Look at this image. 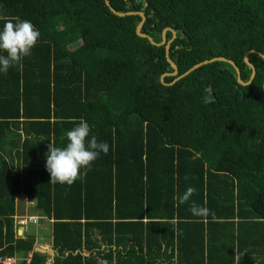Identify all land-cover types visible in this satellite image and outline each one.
<instances>
[{
    "label": "trees",
    "instance_id": "trees-1",
    "mask_svg": "<svg viewBox=\"0 0 264 264\" xmlns=\"http://www.w3.org/2000/svg\"><path fill=\"white\" fill-rule=\"evenodd\" d=\"M109 2L142 11L141 31L156 42L175 31L179 74L224 56L246 82L244 55L264 53V0ZM17 20L41 36L22 71L0 72L1 255L32 249L29 235L15 237V198L25 195L53 219L52 264H264L263 58L248 54L247 85L224 61L166 85L164 45L135 33L138 14L118 16L104 0H0V29ZM81 119L109 151L83 182L52 183L48 145L65 146ZM193 201L212 214L194 216Z\"/></svg>",
    "mask_w": 264,
    "mask_h": 264
},
{
    "label": "clouds",
    "instance_id": "clouds-1",
    "mask_svg": "<svg viewBox=\"0 0 264 264\" xmlns=\"http://www.w3.org/2000/svg\"><path fill=\"white\" fill-rule=\"evenodd\" d=\"M41 33L28 20L8 21L0 29V72L7 73L10 68L22 71L23 61L32 55ZM208 91V90H206ZM205 103L214 102L210 95L204 98ZM91 134L89 124L81 119L71 130L66 132L67 143L63 147L48 145L46 153V169L50 173V182L61 185H73L76 181L83 182L87 172L100 154H107L109 145L105 141H98ZM187 179V177H185ZM196 193L194 187H188L180 203H186ZM194 216L207 217L212 214L206 206L197 205L194 201L190 205ZM106 264V262H103Z\"/></svg>",
    "mask_w": 264,
    "mask_h": 264
},
{
    "label": "crops",
    "instance_id": "crops-1",
    "mask_svg": "<svg viewBox=\"0 0 264 264\" xmlns=\"http://www.w3.org/2000/svg\"><path fill=\"white\" fill-rule=\"evenodd\" d=\"M36 201L21 195L15 198V213L13 215L15 237L30 236L33 239L32 249L27 253V256L18 254H6L1 257H11L14 259L13 264H19L21 260L29 261L32 253L38 251L47 254L45 264H52L54 259V249L52 248V222L53 219L41 214L36 208ZM29 224V225H27ZM50 231V238L48 237ZM47 233V234H46ZM8 264V263H6ZM12 264V263H9Z\"/></svg>",
    "mask_w": 264,
    "mask_h": 264
},
{
    "label": "water",
    "instance_id": "water-1",
    "mask_svg": "<svg viewBox=\"0 0 264 264\" xmlns=\"http://www.w3.org/2000/svg\"><path fill=\"white\" fill-rule=\"evenodd\" d=\"M105 2V5L109 8V10L118 15V16H124V15H131V14H138L140 16V21L137 23L136 27H135V33L140 36V37H143V38H146L151 44H154L156 46H160V45H164V48H165V58H166V61L169 63V65L172 67L173 71L172 72H166V73H163L160 77V80L163 84H173L174 82H176L178 79H180L181 77L187 75L188 73H190L192 70H194L195 68H198L199 66L203 65V64H206V63H209V62H213V61H224V62H227L229 64H231L236 72V80L238 83L242 84V85H247L249 84L252 79L254 78L255 76V73H256V70H255V66L249 61V58H248V54L249 53H255L257 55H259L261 58L264 59V53L258 51V50H255V49H250L246 52V54L244 55V61L245 63L250 67L251 69V73H250V77L249 79L244 82L242 79H241V76H240V69L239 67L236 65V63L229 59V58H226L224 56H214L212 58H209V59H205V60H202L196 64H194L193 66H191L189 69H187L186 71H184L183 73L179 74L178 73V69H177V65L170 59L169 57V50H170V43L171 41L175 38L176 36V33L175 31L171 28V27H165L163 30H162V33H161V41L160 42H156L153 40V38L145 33V32H142L141 29H142V26H143V23L145 21V15L142 11H125V12H121V11H118L116 10L109 2V0H104ZM169 30L171 31V34H172V37L166 41V31ZM166 75H174V79L171 81V82H165L164 81V76Z\"/></svg>",
    "mask_w": 264,
    "mask_h": 264
},
{
    "label": "built area",
    "instance_id": "built-area-1",
    "mask_svg": "<svg viewBox=\"0 0 264 264\" xmlns=\"http://www.w3.org/2000/svg\"><path fill=\"white\" fill-rule=\"evenodd\" d=\"M6 263H14V259L11 258V257H7V258H4V257H1L0 256V264H6Z\"/></svg>",
    "mask_w": 264,
    "mask_h": 264
},
{
    "label": "rangeland",
    "instance_id": "rangeland-1",
    "mask_svg": "<svg viewBox=\"0 0 264 264\" xmlns=\"http://www.w3.org/2000/svg\"><path fill=\"white\" fill-rule=\"evenodd\" d=\"M27 225H29V224H27ZM46 234H47V233H46ZM48 237L50 238V231H49Z\"/></svg>",
    "mask_w": 264,
    "mask_h": 264
}]
</instances>
